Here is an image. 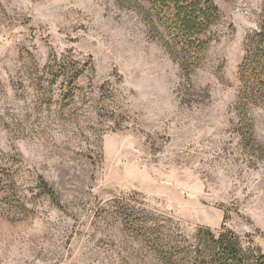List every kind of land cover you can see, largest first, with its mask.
Segmentation results:
<instances>
[{
    "label": "rangeland",
    "instance_id": "obj_1",
    "mask_svg": "<svg viewBox=\"0 0 264 264\" xmlns=\"http://www.w3.org/2000/svg\"><path fill=\"white\" fill-rule=\"evenodd\" d=\"M214 2L201 54L147 0H0V264H193L201 231L264 258V0Z\"/></svg>",
    "mask_w": 264,
    "mask_h": 264
},
{
    "label": "trees",
    "instance_id": "obj_2",
    "mask_svg": "<svg viewBox=\"0 0 264 264\" xmlns=\"http://www.w3.org/2000/svg\"><path fill=\"white\" fill-rule=\"evenodd\" d=\"M160 14L173 18V29L189 53H204L208 42L203 37L221 17L214 0H147ZM263 21L258 31L247 37L246 55L240 67L242 101L264 100V8ZM170 17V18H171ZM253 137L251 127L247 126ZM42 194L59 203V197L43 179L39 184ZM201 249L193 264H264L263 257L245 251L240 239L232 233L215 236L211 232L198 234Z\"/></svg>",
    "mask_w": 264,
    "mask_h": 264
}]
</instances>
